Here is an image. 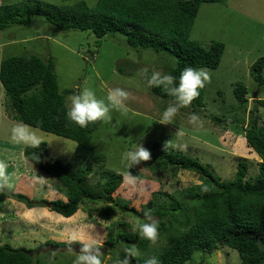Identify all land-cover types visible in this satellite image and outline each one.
I'll use <instances>...</instances> for the list:
<instances>
[{
	"label": "rangeland",
	"instance_id": "rangeland-1",
	"mask_svg": "<svg viewBox=\"0 0 264 264\" xmlns=\"http://www.w3.org/2000/svg\"><path fill=\"white\" fill-rule=\"evenodd\" d=\"M24 1L0 0V4ZM43 1L71 4L77 0ZM84 1L94 6L97 0ZM189 34L190 39L204 47L213 40L220 41L224 44V51L216 68H198L206 70L210 77L203 88V107L194 110L181 107L171 124H162L159 123L162 112L172 101L153 94L145 77L147 73L167 74L169 65L174 64L171 57L150 49L133 48L119 33L97 38L89 30L55 29L38 15L29 25H11L0 30V61L15 54H35L43 59L51 57L58 90L65 96L68 107L70 97L83 88L93 89L98 98H106L108 91L114 88L129 93L125 101L128 112L113 110L111 121H101L92 133L90 144L106 156L102 163H95L84 150H78L73 139L26 124L37 131L49 154L66 164L73 174L89 163L91 170L85 177V185L94 188L102 197L104 192L100 182L105 178L103 173H121L124 178L113 194L115 200L86 201L73 215L63 217L46 205L28 208L2 190L0 245L35 251L48 243L83 245L96 240L102 247L106 246L107 236L115 238L119 231H138V223L146 221L145 212L150 211L155 220L164 218L168 212L169 195L185 186L200 183L199 176L180 169L153 173L149 161H142L129 169L123 155L134 150L139 142L150 153L149 143L156 141L161 146L195 156L223 181L234 178L237 163L244 158L248 168L246 179L256 177L261 158L247 146L242 128L232 122L236 116L247 117L238 107L233 89L238 82L247 87L245 112L256 104V98L264 99V86L260 87L250 74L252 63L264 57V0L203 2ZM262 74L264 76V65ZM6 100L0 82V160L8 165L7 173L13 184L11 189L31 199H65L55 178L36 168L24 157L26 146L11 139L12 128L21 121L10 118ZM207 111L224 118L227 123H214L206 116ZM192 114L198 115L200 122L192 123ZM258 114L259 121L264 124V107H258ZM129 174L133 178L131 183ZM122 205L135 210H123ZM162 220L178 225L173 218ZM73 232L78 234L75 239ZM160 235L155 244L150 242L148 249L140 252L146 260L163 241H167L168 235ZM78 254L68 250H48L34 253L33 260L34 264H73ZM102 254L103 264L113 257L108 246ZM239 261L236 249L224 247L210 254L195 251L187 264H239Z\"/></svg>",
	"mask_w": 264,
	"mask_h": 264
},
{
	"label": "trees",
	"instance_id": "trees-1",
	"mask_svg": "<svg viewBox=\"0 0 264 264\" xmlns=\"http://www.w3.org/2000/svg\"><path fill=\"white\" fill-rule=\"evenodd\" d=\"M224 1L97 0L94 6H90L84 0L71 4L25 0L16 4H0V30L11 25H29L31 19L38 15L59 30H89L97 38L119 33L133 48L150 49L171 57L174 64L169 65L167 74L175 76L178 83L185 68H216L219 65L224 44L213 40L204 47L190 39L189 33L201 3ZM263 65L264 57H259L250 67V74L260 87L264 86ZM151 75L146 74V81ZM0 82L10 118L73 139L78 150H84L95 163L104 162L105 154L90 144L92 133L101 121L81 128L67 118L68 106L65 96L58 90L51 57L43 59L35 54L7 56L0 61ZM203 88L187 106L190 110L203 107ZM151 90L159 98H170L174 102V98L162 88L152 87ZM233 93L238 107L247 117L236 116L232 122L242 128L247 146L261 158L255 178L246 179L248 168L244 158L238 161L234 178L223 181L197 157L161 146L156 141L149 143L151 153L148 161L153 173L189 170L197 173L200 180L198 184L170 194L167 214L156 220L160 223V236L163 233L165 237L168 235L164 245L150 253L151 257L159 258L160 264H187L195 251L210 254L224 247L237 250L239 264H264V124L259 121L258 114V107H264V99L256 98V104L245 112L247 87L238 82ZM205 114L214 123H227L209 111ZM23 154L36 168L55 178L59 191L65 195V199L37 200L22 192L4 190L8 197L25 203L28 208L46 205L56 214L69 217L86 201L103 198L113 202V194L123 182L121 173L104 172L105 178L100 182V189L104 192L102 197L94 188L85 185V177L91 170L89 163L75 175L61 160L51 156L43 143L37 148L26 146ZM204 187L208 190L204 191ZM121 207L123 210H135L126 205ZM168 218H173L178 225L162 220ZM149 243L138 231H119L115 238L107 236L105 244L113 251V257L107 264H117V260L123 259L130 248H138L140 252L147 250ZM25 250L8 244L0 245V264H34L33 255ZM130 264H146V259L140 254Z\"/></svg>",
	"mask_w": 264,
	"mask_h": 264
},
{
	"label": "clouds",
	"instance_id": "clouds-1",
	"mask_svg": "<svg viewBox=\"0 0 264 264\" xmlns=\"http://www.w3.org/2000/svg\"><path fill=\"white\" fill-rule=\"evenodd\" d=\"M209 79L210 77L206 70L192 67L185 68L181 72L178 83L176 82L177 78L171 74L153 73L147 80L148 86L150 88H162L174 98V102L169 104L162 112L159 123L171 124L179 109L190 105L199 96V89H202ZM128 96L129 93L127 91L121 88H114L108 91L106 98H98L93 89L83 88L70 97L66 115L71 122L81 128H86L90 123L96 121H111V112L113 110L121 113L128 112V107L125 104ZM191 122H200V117L192 114ZM11 139L18 144L33 148H37L42 143L37 131L22 122L12 128ZM123 159L127 162V166L130 169L142 161H148L150 152L139 142L134 150L124 153ZM7 167V163L0 160V191L13 187L11 177L7 173ZM132 180L133 178L129 174V182L131 183ZM203 190L207 191L208 189L204 187ZM144 215L146 221L138 223V231L143 238L155 244L159 239L158 221L152 218L150 211L145 212ZM77 236L76 232L72 233L73 239L77 238ZM100 248L101 244L96 240L83 244L73 264H103V254H101ZM139 255L140 250L138 248H130L126 250V255L123 259L117 260V264H130V261ZM146 264H160V260L158 257L152 256L146 260Z\"/></svg>",
	"mask_w": 264,
	"mask_h": 264
},
{
	"label": "water",
	"instance_id": "water-1",
	"mask_svg": "<svg viewBox=\"0 0 264 264\" xmlns=\"http://www.w3.org/2000/svg\"><path fill=\"white\" fill-rule=\"evenodd\" d=\"M81 247H82V245H80L78 243H71V244H66V245H54L52 243H48V244H45L44 246L36 249L35 251H27V250H25V252L29 253L30 255H32L34 253L45 252V251H48V250H51V251L68 250V251L79 253ZM106 249H107V246H102L100 248L101 254L104 253L106 251Z\"/></svg>",
	"mask_w": 264,
	"mask_h": 264
}]
</instances>
